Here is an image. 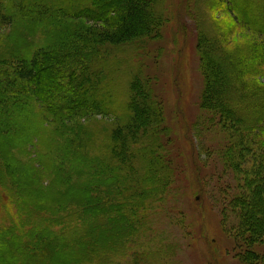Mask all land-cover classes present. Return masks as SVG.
<instances>
[{"label":"trees","instance_id":"16d2710c","mask_svg":"<svg viewBox=\"0 0 264 264\" xmlns=\"http://www.w3.org/2000/svg\"><path fill=\"white\" fill-rule=\"evenodd\" d=\"M9 1L3 19L17 22L30 37L13 32L10 48L0 54V167L6 178L23 186L22 206L33 201L37 206L44 203L39 210L67 212L71 203H77L80 210L72 212L77 217L66 237L42 238L39 246L33 238L25 242L15 234L10 240L9 233H1L0 264H103L124 245L135 223L127 217L128 210L135 211L140 200L143 205L151 201L165 180L156 176L169 170L155 149L156 141L163 147L173 135L163 101L155 94L159 78L140 72L125 77L128 114L124 126L112 134L111 157L83 156L71 136L74 130L67 127L75 117L85 118L91 111L99 115L103 103L110 105L99 89L105 79L97 69L109 48L162 40L168 23L165 0ZM226 2L233 23L244 20L264 38V0ZM206 3L210 23L205 32L200 30L197 41L204 77L200 106L225 135L223 157L238 177L235 192L241 190L226 194L239 223L229 219L228 207L221 206L222 229L236 243L234 251L242 264H258L264 262V74L259 75L264 49L258 57L237 59L227 51L223 32L210 15L216 2ZM41 28L45 47L34 40ZM199 123L200 119L195 131H201ZM29 147L44 170L22 162ZM45 178L51 185L41 182ZM132 187L139 190L140 200L127 198ZM235 224V231H228ZM212 232L204 230L206 236Z\"/></svg>","mask_w":264,"mask_h":264},{"label":"rangeland","instance_id":"374dc122","mask_svg":"<svg viewBox=\"0 0 264 264\" xmlns=\"http://www.w3.org/2000/svg\"><path fill=\"white\" fill-rule=\"evenodd\" d=\"M206 1L165 0L163 11L168 23L162 40L109 48L97 69L102 71V79H105L99 89L110 105L103 103L99 115H93L91 111L87 117H75L68 127L65 125L74 130L71 136L77 139L83 156L105 160L111 157L108 148H113L110 141L112 134L117 127L124 126V117L128 114L126 107L129 99L126 94L129 86L125 77L129 79L140 72L144 76L159 78L155 94L157 92L159 100L163 101L166 125L173 135L163 147H159L156 141L155 149L165 157L169 170L156 176L158 180L165 179L164 184L145 205L137 195L139 190L136 187L130 189L127 198L140 200L137 209L127 213V217L133 218L135 223L130 226L124 245L103 264H242L234 251L236 243L222 229L224 206L229 209V219L234 222L235 218L239 223L237 211L226 201V194L234 196L241 192L234 190L238 177L230 171L223 157L226 144L224 133L200 106L204 77L197 41L200 30L205 32L210 23V16L204 9L209 6ZM212 1L216 2V6L210 15L213 13L215 26L223 32L222 41L228 47L227 51L236 54L237 59L258 57L261 48L264 49L263 35L254 32V28L244 20L233 23L226 0ZM10 2L0 0V54L10 48L12 38L9 35L13 32L30 37L17 22L12 24L3 19L6 14L4 8ZM14 7L18 9L19 4ZM225 17L228 19L226 23ZM74 23L79 24L78 21ZM99 25L103 28V24ZM63 29V25L58 26L59 31ZM43 30L37 31L34 40L45 47L48 42ZM259 70L261 77L264 65ZM261 80L264 81L263 78ZM64 94L67 95V92ZM252 104L251 101L250 106ZM199 119L201 131H198L199 128L195 131L194 126ZM26 152L28 155L21 158L22 162L26 165L31 162L33 168L44 170L37 162L33 149L29 147ZM152 173L153 170H150L149 174ZM48 175L53 178L52 174ZM143 176L148 181L147 173ZM41 182L47 186L51 181L45 178ZM12 183L0 167V234L9 233L10 240L17 234L25 242L33 238L38 241L35 246H39L44 238L66 237L65 233L68 234L74 227L73 218L77 217L72 212L80 210L79 205L71 203L67 212L39 210L44 203L37 206L38 203L33 201L29 207L22 206L25 202L21 196L23 186L20 182ZM140 186L144 188L145 185ZM109 198L114 199V195ZM236 225L228 231L234 232ZM207 229L213 231L210 236L204 233ZM211 238L217 241L214 243Z\"/></svg>","mask_w":264,"mask_h":264}]
</instances>
